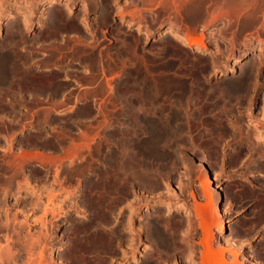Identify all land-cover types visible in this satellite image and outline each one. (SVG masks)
<instances>
[{"label": "rangeland", "instance_id": "1", "mask_svg": "<svg viewBox=\"0 0 264 264\" xmlns=\"http://www.w3.org/2000/svg\"><path fill=\"white\" fill-rule=\"evenodd\" d=\"M43 1L37 17L44 21L36 28L18 15L29 38L12 46L18 75L3 86L0 129L2 137L15 142L14 149L7 148L11 153L6 155H11L6 159L14 158L24 139L35 140L47 134L44 130L61 135L63 129L55 125L70 129L63 131L71 136L63 152L52 147L58 153H46L50 146L42 143L30 153L35 158L24 161L25 174L33 176L31 185L43 188L53 180L54 169L62 167L60 178L71 189L79 187L77 195L83 192L78 196L83 206L57 229V245L73 249L67 256L62 248L63 264H132L128 216L135 209L141 255L151 253L149 257L163 258V264H198L204 239L201 215L214 212L215 232L220 221L217 202L227 228L223 236L216 231L214 245L237 250L241 264H264V167L254 168L249 161L252 147L237 133L241 123L247 128L248 114H257L264 104V83L261 92L257 89L264 81V0H76L70 7L68 2L75 0H58L51 8ZM5 22L0 44L6 46L16 26ZM168 27L202 36L203 42L192 47L185 39L160 33ZM39 33L33 45L31 38ZM244 81L248 87L237 86ZM80 129L79 134L72 132ZM75 146L76 156L68 158ZM45 167L52 170L45 173ZM9 169L8 175L14 168ZM44 175H49L46 181ZM207 175L218 185L219 200L210 196L211 186L202 188ZM93 192L96 196L89 198ZM82 208L86 214L80 213ZM226 257L229 263L235 258L229 251Z\"/></svg>", "mask_w": 264, "mask_h": 264}, {"label": "bare ground", "instance_id": "2", "mask_svg": "<svg viewBox=\"0 0 264 264\" xmlns=\"http://www.w3.org/2000/svg\"><path fill=\"white\" fill-rule=\"evenodd\" d=\"M43 0H0V32L5 28V20H8L10 22V25L12 24V26H16L15 30L11 29V35H10V42L6 43V46L5 45H2L0 44V97H2L1 95L4 93L2 92L3 91V86H5V82L9 79H12L14 80L15 79V76L16 75V69H15V64H16V61H17V55L14 51V47H12L13 45H17L19 42L21 43H28L27 42V38L28 35H26V31L25 29H27V25L24 24L25 26L22 27L20 24V20L18 19V15L21 14V19L23 20L24 23H29V25H31V28H36L39 24H41L40 22L41 21H44V18L43 16H41V18L37 17L38 14H42L43 12L40 11V8L39 6L41 5L40 3L42 2ZM64 1V0H63ZM85 1H88V4L90 3H94L95 0H85ZM98 1V0H97ZM44 2V1H43ZM42 2V3H43ZM47 7L48 8H51V7H54V5H57L59 4V1L58 0H47ZM65 3V2H64ZM63 3V4H64ZM67 3V2H66ZM77 1H69L68 4H67V7H70V6H74L76 5ZM45 4V3H43ZM84 5H87V4H84ZM46 7V6H45ZM68 9V8H67ZM70 9V8H69ZM26 10V11H24ZM46 10V8H45ZM22 12V13H21ZM25 12V13H24ZM45 13V12H44ZM44 15V14H43ZM122 15H125L124 13ZM20 18V17H19ZM36 18H39V20H37ZM48 18V17H47ZM60 18V15L59 17L57 18V20ZM42 19V20H41ZM46 19V18H45ZM19 20V21H18ZM86 20V18H85ZM86 22V21H85ZM19 23V24H18ZM84 23V22H83ZM22 24V23H21ZM45 24V22H44ZM47 24V23H46ZM85 24V23H84ZM21 26V27H17V26ZM88 25V24H87ZM86 24L84 26H86L85 28L88 30V27ZM53 26V25H52ZM8 27H9V24H8ZM13 28V27H12ZM90 28V27H89ZM181 29H179L178 27H168V28H164L160 31V33L162 34H169L171 37L173 36L174 37H179V38H182V39H185L187 41V44L189 46H197L198 44H201L203 42L202 40V36L200 37H194V36H191L189 34H184L183 32L180 31ZM25 31V32H24ZM29 31V30H28ZM187 33V32H186ZM161 35V34H160ZM151 36V35H150ZM149 36V37H150ZM41 38V34H37V35H34L32 38H31V42L33 41L34 43H38L39 40ZM32 42V43H33ZM264 42V41H263ZM262 42V43H263ZM33 43V45H34ZM31 45V44H30ZM28 45V46H30ZM32 45V46H33ZM26 47V45H25ZM27 48V47H26ZM258 54V53H257ZM254 56V55H253ZM257 56V55H256ZM259 56V55H258ZM257 56V57H258ZM256 57V58H257ZM254 58V57H253ZM29 59V58H28ZM255 59V58H254ZM36 62V61H35ZM27 64V63H26ZM262 68V67H261ZM245 69V68H244ZM243 69V70H244ZM261 70V69H260ZM252 72V71H250ZM260 72V71H259ZM247 72H245L246 74ZM244 74V75H245ZM260 74V73H259ZM258 74V75H259ZM251 75V74H250ZM21 76V75H20ZM243 76V75H242ZM246 76V75H245ZM248 76V75H247ZM257 76V75H256ZM246 78V77H245ZM243 77V79H245ZM242 79V78H241ZM259 79V78H258ZM242 81V80H241ZM245 81L247 82V79H245ZM245 81L241 84H237V86L239 87H242V88H245V87H248V84H245ZM261 81V80H260ZM236 82V81H235ZM238 82V81H237ZM259 83V82H258ZM263 83L264 81L261 83L258 84L257 86V89L258 91H260L263 87ZM8 84V83H7ZM26 84V83H25ZM235 84V83H234ZM9 88H10V85H7ZM12 86V85H11ZM235 86V85H233ZM7 87V89H8ZM5 90V91H8V90ZM11 90V89H10ZM254 90V89H253ZM255 91V90H254ZM14 93H16L14 90H13ZM261 92V91H260ZM6 94V93H5ZM250 94V93H249ZM245 95V94H244ZM247 96V95H246ZM256 96V95H255ZM249 97V96H248ZM252 99V97H251ZM20 100V99H19ZM255 100V99H254ZM17 101V99H16ZM21 101V100H20ZM19 101V102H20ZM256 101V100H255ZM262 102V100H260ZM264 101V100H263ZM252 104V103H251ZM262 104V103H261ZM21 106V105H20ZM8 108V107H7ZM10 108V107H9ZM71 109V108H70ZM250 109V108H249ZM253 109V108H252ZM252 109H250L249 111H251ZM259 111L257 114H254V113H249L248 114V123L247 125V128L244 129L241 128L242 126V123H241V127L239 126L238 130H237V133L240 135V139H243V140H247L250 145H251V149L252 150V153L250 154V157H249V161L252 162L251 164H253L254 168L255 167H258L256 166V164L260 165V167H264V104L261 105V107L258 108ZM247 110V109H246ZM10 110H8L9 112ZM12 111L13 108H12ZM10 111V112H12ZM17 111V110H16ZM16 111L14 113H16ZM13 113V114H14ZM247 113V112H246ZM245 114V113H244ZM16 115V114H15ZM238 116V115H237ZM246 116V115H244ZM243 117V116H241ZM238 120V119H237ZM241 120V119H239ZM234 122V121H233ZM5 125V124H4ZM238 125V124H237ZM6 127V126H5ZM238 126H236L237 128ZM238 137V136H237ZM11 140V139H10ZM240 141V140H239ZM242 141V140H241ZM8 142V141H7ZM12 145L14 142H11ZM10 144V143H9ZM3 146V145H2ZM8 147V149L10 150V147L8 145H6ZM4 147V146H3ZM1 147V148H3ZM13 147V146H12ZM5 148V147H4ZM77 150L78 147L75 146L73 147V149L71 151H69V155H68V158H71V159H74V157L76 156L77 154ZM42 153V152H41ZM41 153H37L36 156L37 157H41L42 159L44 158L43 155ZM19 155V154H18ZM17 155V156H18ZM20 157L19 159H16V161H9L10 162V165H13L14 163V166H13V173L12 174H9L11 176L7 177V171H6V178H4L1 182H0V264H63L64 263V258H62L61 256L59 257L60 253H61V250L62 248L65 250V253L66 255L68 256L69 254H71V252H73V249H67V248H64V244H61V245H57L58 243V235H57V229L60 225V223L63 221V220H67V218L69 217L71 219L72 217V213L73 212H78L79 211V208L81 207L80 205L83 206V203L82 204H79L81 202H78V196H82L83 192L80 193L79 195H77L78 191L79 190V187H75L74 188H69L67 185V181H65V179H61L60 178V175L61 173L63 172L62 170V167H57L54 172V175H53V180L50 181V183L48 182H43L44 183V186L43 188L40 186V187H37V185L33 186L31 185L30 183V175L28 174H25V169H24V161L25 160H29V158H35L34 155L30 154V153H24V154H21L20 153ZM17 158V157H16ZM40 158V159H41ZM41 159L42 161V164H45V160L43 162V160ZM51 159L53 158H50V161ZM32 161V160H31ZM51 162H55L54 161H51ZM59 162V161H58ZM60 163V162H59ZM113 163V162H112ZM9 164V163H8ZM126 164V163H125ZM8 165V169H9V166ZM123 165V164H122ZM59 166V165H58ZM61 166V165H60ZM113 167V165H111ZM124 167L127 168V165H123ZM122 166V167H123ZM11 167V166H10ZM121 167V165H120ZM7 168V167H6ZM48 168V167H46ZM84 168V167H83ZM83 168H81L82 170H84ZM91 168V167H90ZM114 168V167H113ZM81 169L79 168L80 172H81ZM95 169V168H94ZM111 169V168H110ZM11 170V169H9ZM50 169H48L49 171ZM52 170V169H51ZM50 170V171H51ZM72 171V169H70ZM78 170V171H79ZM113 170V169H112ZM119 170V169H118ZM126 170V169H125ZM47 171V172H48ZM49 171V172H50ZM76 171V170H75ZM92 171V170H91ZM97 171V170H96ZM122 171V168L121 170ZM79 172V173H80ZM95 172V170L93 171V173ZM127 172V171H124V173ZM82 173H85L84 171ZM97 173V172H96ZM64 174V173H63ZM32 175V174H31ZM67 175V174H66ZM83 175V174H81ZM86 175V174H85ZM27 176V177H26ZM29 176V177H28ZM16 177H22L21 180H19L18 178ZM65 177V176H64ZM66 178V177H65ZM68 178V177H67ZM213 177H210L209 175H207V177H205V180H203V183L201 184L202 185V188L204 189H207L209 186L212 187V189L214 190V193L213 195H210L211 197L212 196H215L218 200H219V197H220V193L217 189L218 185H214L212 182V180L214 181V179H212ZM18 179V180H16ZM69 179V178H68ZM116 179H119L118 178H115ZM32 180V179H31ZM86 181H89V180H86ZM85 181V182H86ZM98 182V181H97ZM102 182V181H101ZM113 182V181H111ZM84 183V182H83ZM92 183L95 184V181H93ZM100 183V182H98ZM117 183V187H118V182H115ZM67 184V185H66ZM80 184V183H79ZM94 184L90 185L92 188L94 187ZM101 184V183H100ZM110 184V183H109ZM122 184V182H121ZM119 184V186L121 185ZM43 185V184H42ZM99 185V184H97ZM112 185V184H110ZM70 186V185H69ZM78 186V184H77ZM80 186V185H79ZM83 186H86L85 184ZM122 186V185H121ZM82 187V186H81ZM101 186L99 185V188ZM109 187V185H108ZM87 188V187H86ZM89 188V187H88ZM96 188V187H95ZM115 188V186H114ZM85 189V188H84ZM119 189V187H118ZM90 190V189H88ZM98 190V189H97ZM95 190V191H97ZM116 190V188H115ZM112 191V190H110ZM94 193V192H93ZM95 194V193H94ZM107 194V193H106ZM193 194V193H192ZM208 194V193H207ZM93 196H96L95 195H92V197H89V198H94ZM99 196V195H98ZM81 198V197H80ZM103 198V197H101ZM110 198V197H109ZM92 200V199H91ZM90 200V201H91ZM87 201V200H86ZM90 201L88 200L87 202L90 203ZM93 201L95 202V200L93 199ZM93 201H91L93 203ZM97 201V200H96ZM103 201V200H102ZM108 201V203H111V200H106ZM105 201V202H106ZM110 201V202H109ZM84 202V201H83ZM104 202V201H103ZM104 202V204H106ZM159 202V201H157ZM162 202V201H161ZM85 203V208H87V204L86 202ZM97 203V202H95ZM94 203V205H95ZM113 203V202H112ZM111 203V204H112ZM138 203V202H137ZM137 203L136 206L138 205ZM91 204V203H90ZM89 204V205H90ZM110 204V205H111ZM134 204V203H133ZM93 205V206H94ZM97 205H100V204H97ZM96 205V206H97ZM109 205V204H108ZM164 205V204H163ZM131 206V205H130ZM135 206V205H134ZM156 206H162V204L160 205L158 203V205ZM167 206V205H166ZM100 207V206H99ZM112 208V205L111 207ZM138 208V206H137ZM168 208V207H167ZM99 210V208H97ZM102 209V207H101ZM83 208L81 209L80 213L82 212ZM104 212H106V208L103 207L102 209ZM108 210H109V206H108ZM112 209H110L109 211L111 212ZM136 212L138 209H135ZM218 217L220 218L219 220V224H218V227H217V232H218V235L219 236H223L224 235V232L227 228V224H226V220H225V217H224V213L222 212V208L220 205H218V202H217V205H216V209H215ZM84 212V210H83ZM136 212L134 211H131L130 212V216H128L127 218L129 219V228H130V235L132 237L131 239V250L132 251V254H131V258L130 259L134 264H163L161 263L162 259H160L158 256L159 259H154L152 256L149 257V255H145L144 252V256L141 255V252L140 251H137L138 247L137 245L139 244H136V242H140V239L142 238V234L140 233L141 231V227L138 226L140 230H138L135 226V223L137 221V214ZM219 212V213H218ZM85 213V212H84ZM115 213V212H114ZM113 213V214H114ZM141 213V212H140ZM203 213V212H202ZM201 213V214H202ZM207 213V212H206ZM86 214V213H85ZM101 214V213H99ZM128 214V213H127ZM126 214V216H127ZM142 214V213H141ZM210 214V213H208ZM75 215V214H74ZM117 215V214H116ZM129 215V214H128ZM211 215V216H210ZM210 215H208V218L207 217V214L204 215L202 214L201 215V226L203 228V241L202 244H203V250H202V253H201V256H200V261H198L199 263L198 264H241V262L239 261L238 259V251L237 250H234L232 248H228V247H225L224 245L221 246L218 244V246H215V237H216V231L214 232V230L212 229V225L215 223L216 221V217L214 215V212H212ZM71 216V217H70ZM83 216V215H82ZM81 216V217H82ZM90 216V215H89ZM104 216H105V213H104ZM102 214L101 217L105 218ZM115 216V215H114ZM118 216V215H117ZM124 216V215H123ZM124 216V217H126ZM87 217V216H86ZM123 217V218H124ZM96 219V218H95ZM108 219V218H106ZM126 219V218H125ZM127 219V220H128ZM73 220V219H71ZM92 220V218H91ZM117 220V219H116ZM124 220V219H123ZM141 220V219H140ZM91 222V221H90ZM89 222V223H90ZM139 222V221H138ZM94 223H96L94 221ZM99 223V222H98ZM97 223V224H98ZM122 223V222H121ZM96 224V225H97ZM125 224V223H123ZM122 224V226H123ZM158 224V223H157ZM99 225V224H98ZM97 225V226H98ZM121 225V224H120ZM139 225V224H138ZM77 226V225H76ZM95 226V227H97ZM100 226V225H99ZM142 226V225H141ZM88 227V226H87ZM86 227V228H87ZM92 227V226H91ZM117 227V225H116ZM81 228V227H80ZM86 228H84L85 231H88V229L86 230ZM94 228V227H93ZM98 228V227H97ZM123 228V227H122ZM76 230V228H73V230ZM90 229V228H89ZM114 229V228H113ZM116 229V228H115ZM118 229V228H117ZM156 229V228H155ZM74 230V231H75ZM79 230V229H78ZM81 231H84L83 228L80 229ZM79 230V231H80ZM129 230V229H128ZM145 230V229H144ZM94 231L97 232L96 229H94ZM93 231H91L92 233ZM112 232V231H110ZM114 234L116 235L115 233V230L113 231ZM143 232V231H142ZM160 232V231H159ZM163 232V231H162ZM89 234V232H87ZM103 233V232H101ZM122 233V231H121ZM120 231H119V234H121ZM171 233V232H170ZM78 233L75 234V236L77 235ZM87 234V235H88ZM129 234V233H127ZM145 234V233H144ZM155 234V233H154ZM153 234V235H154ZM79 235V234H78ZM95 235V234H94ZM129 235V236H130ZM107 236V235H106ZM121 236V235H119ZM159 236L161 237L162 236V239L165 240V238L163 237V234H159ZM166 236V235H165ZM79 237V236H78ZM77 237V239H78ZM114 237V235H113ZM122 237V236H121ZM124 237V235H123ZM156 237V236H155ZM104 238V237H103ZM117 238V237H116ZM125 238V237H124ZM84 239V238H83ZM87 239H89L87 237ZM106 239V238H105ZM104 239V240H105ZM107 239H110L107 237ZM120 238H118L119 240ZM159 239V238H158ZM160 239V243L163 244V242H161ZM167 239V238H166ZM177 239V238H176ZM85 241H86V238H85ZM93 241V239H92ZM95 243H96V240H94ZM93 241V244L95 245ZM128 241V240H127ZM166 241V240H165ZM168 241V240H167ZM166 241V242H167ZM219 241V240H218ZM74 242V241H73ZM72 242V243H73ZM84 242V240H83ZM90 242H91V238H90ZM99 242V241H98ZM97 242V243H98ZM124 242V241H122ZM170 242V240H169ZM178 242V241H177ZM65 244L67 242H64ZM71 243V244H72ZM87 243V242H86ZM89 243V241H88ZM92 243V242H91ZM96 243V245H97ZM103 243V242H102ZM127 243V242H126ZM168 243V242H167ZM171 243V242H170ZM169 243V244H170ZM172 243H175V242H172ZM171 243V244H172ZM218 242H216L217 244ZM69 244V243H68ZM93 244H89V246H92ZM120 244V242L118 243ZM123 244V243H122ZM76 245V244H75ZM82 245V244H81ZM88 245V244H87ZM103 245V244H102ZM130 245V244H129ZM128 245V246H129ZM164 245V244H163ZM176 244H174V247H175ZM70 248H76V247H73L72 245H69ZM72 246V247H71ZM101 245H98L97 247H99ZM151 246V244H150ZM156 246V245H155ZM88 247V246H87ZM96 247V246H95ZM156 247H160V245L156 246ZM155 247V248H156ZM164 247V246H162ZM173 247V248H174ZM178 247V246H177ZM176 247V248H177ZM83 248H84V245H83ZM90 248V247H88ZM104 248V247H103ZM111 248V246H110ZM165 248V247H164ZM169 249H171L170 247H167ZM81 249V248H80ZM96 250V248H94ZM99 249H101V247H99ZM97 248V250H99ZM127 249V247H126ZM130 249V247L128 248ZM145 249H147L145 247ZM157 249V248H156ZM179 249V248H178ZM75 250L74 249V254H75ZM86 250V249H84ZM91 250V249H90ZM107 249H105L104 251H106ZM111 250V249H110ZM168 250V249H167ZM83 251V250H82ZM100 251H103V250H100ZM109 251V248L108 250ZM124 251V250H123ZM128 251V250H127ZM147 251V250H146ZM152 251V250H151ZM174 251V249L172 250V252ZM182 252V257L183 255L186 253L184 250H180ZM231 252L232 255L234 254L235 258L234 260H232L231 262L232 263H229L230 260L229 258L226 257V252ZM85 251H83L84 253ZM90 252V251H89ZM126 252V251H125ZM163 252V251H162ZM167 252V251H166ZM170 253V251H168ZM176 252V251H175ZM175 252H173V255L175 254ZM129 253V252H127ZM154 253V252H153ZM177 253H178V250H177ZM193 253V252H192ZM197 253V252H196ZM251 253V252H250ZM62 254V253H61ZM73 254V257L75 256ZM172 254V253H170ZM169 254V256H170ZM65 255V254H64ZM128 255V254H127ZM153 255V254H151ZM168 255V254H167ZM166 255V256H167ZM178 255V254H176ZM174 255V256H176ZM186 255V254H185ZM192 255V254H191ZM250 255V254H249ZM249 255H246L245 258L246 259H250ZM65 256V257H67ZM124 256V254H123ZM126 256V254H125ZM124 256V257H125ZM168 256V259L171 260V258ZM173 256V257H174ZM190 256V255H189ZM70 257V256H69ZM68 257V258H69ZM72 257V258H73ZM157 256H155L156 258ZM163 257V256H161ZM194 257V256H193ZM68 258H65V261L66 259L68 260ZM75 258V257H74ZM140 258H143L141 260V262H139V259ZM187 258H188V255H187ZM185 257V259H187ZM191 258V257H190ZM70 259V258H69ZM167 259V257H166ZM182 259V258H181ZM229 262H228V260ZM232 259V258H231ZM245 259V260H246ZM76 260V259H75ZM74 260V261H75ZM170 260H167V261H170ZM188 260H190L188 258ZM164 261V260H163ZM166 261V262H167ZM173 261V260H171ZM170 261V263H172ZM195 261V260H194ZM194 261H188V263H191V264H196ZM250 261V260H249ZM67 262V261H66ZM77 262V261H75ZM113 262V260H112ZM111 262V263H112ZM132 263V264H133ZM168 263V262H167ZM169 263V264H170ZM174 263V261H173ZM172 263V264H173ZM176 263V262H175ZM187 263V264H188ZM79 264V263H78ZM100 264V263H98ZM113 264V263H112ZM166 264V263H164ZM186 264V263H185Z\"/></svg>", "mask_w": 264, "mask_h": 264}, {"label": "flooded vegetation", "instance_id": "3", "mask_svg": "<svg viewBox=\"0 0 264 264\" xmlns=\"http://www.w3.org/2000/svg\"><path fill=\"white\" fill-rule=\"evenodd\" d=\"M80 120L85 121L84 119H80ZM77 122H78V120H77ZM55 126H58V127H60V128L63 129V130H59V132L61 133V135H55V136H53V135H51V131L50 130H44V132H47V134H44V135H42L41 137H39V138H37L35 140H32L31 141V140L24 139L23 142H21V144H20V147H19L20 148L19 149L20 151H15V153L12 155L14 157L13 159H6L7 156H10L11 155V154L10 155H6L8 153H11L9 150H7L8 147L6 145L13 146V149H14L15 142H14V140H12V139L10 140L9 139L11 136L10 137H4V136L2 137L1 135L3 133L2 132L3 129H0V150H2L4 152V153H0V178H1L0 179V182L4 178H6V176H5L6 174H5L4 168L6 170V167L8 168V165H10V162L11 161H14L15 158L18 157L17 156L18 154H20V153L21 154L22 153L23 154L24 153H35V152L38 151L37 149H38V147L42 143H46V144H48V146H50V149L45 150V152L46 153H49V154L58 153V152H54V150L52 149V147H56V149L59 150V153L60 152H63L64 149L66 147H68V144L70 143L71 136L68 133L63 132V131L64 130L65 131H70V129L68 127H65L64 125H55ZM72 132L74 134H79V133L83 132V130L80 129L78 131H72ZM9 141L10 142H14L13 145H9ZM3 142H4V144H3ZM71 142H72V140H71ZM1 147H3V148H1ZM28 150H35V151H32L31 152V151H28ZM10 166H9V168H13L14 163H13V165H10ZM41 166H43V164H41ZM43 169L45 170V173H47L49 167L48 168L45 167ZM48 173H49V171H48ZM9 176H11V175H8L7 177H9ZM31 177H33V176H31ZM43 177L45 178V181H46L47 180L46 178H48L49 175L48 176L47 175H44Z\"/></svg>", "mask_w": 264, "mask_h": 264}]
</instances>
